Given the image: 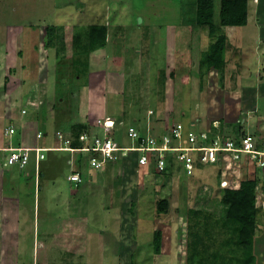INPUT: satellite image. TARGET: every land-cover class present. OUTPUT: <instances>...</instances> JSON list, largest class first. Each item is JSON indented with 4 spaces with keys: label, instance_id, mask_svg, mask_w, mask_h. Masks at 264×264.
<instances>
[{
    "label": "rangeland",
    "instance_id": "1",
    "mask_svg": "<svg viewBox=\"0 0 264 264\" xmlns=\"http://www.w3.org/2000/svg\"><path fill=\"white\" fill-rule=\"evenodd\" d=\"M260 2L264 0H248L246 26H231L220 20L222 0H214L213 33L210 26L182 20H194L195 0H0V125L22 127L31 143L42 132L39 142L64 147L76 139L75 124H82L79 140L90 150L105 138L125 147H139L141 137L160 144L181 123L182 142L196 128L220 145L232 141L240 147L251 135L262 149ZM49 27L56 31L53 46L47 44ZM220 33L226 37L222 68L212 65L208 54ZM109 119L114 126L106 125ZM131 129L135 139L129 136ZM74 149L46 152L41 189L32 181L33 168L27 171L32 179L8 168L21 190L13 193L6 187L9 192L0 203L7 204L12 216L6 223L7 235L14 237L6 240L8 250L16 251L20 242V257L29 253L31 262L34 257L37 262L39 252L41 264H55L53 259L63 264L58 258L67 249L75 255L74 264H187L188 211L218 205L227 159L205 164L195 154L189 171L182 154L171 151L160 171L157 150L136 148L105 159L102 153L94 157ZM239 153L232 187L249 180L256 184L254 251L256 264H264V156ZM138 155H146L148 162L137 163ZM74 173L81 182L70 180ZM200 191L207 195L201 197ZM163 200L168 205L161 212ZM35 224L36 242L45 245L36 248V255Z\"/></svg>",
    "mask_w": 264,
    "mask_h": 264
},
{
    "label": "trees",
    "instance_id": "2",
    "mask_svg": "<svg viewBox=\"0 0 264 264\" xmlns=\"http://www.w3.org/2000/svg\"><path fill=\"white\" fill-rule=\"evenodd\" d=\"M195 2L196 11L194 20L187 18L184 19L183 16L182 20L184 22L186 21V23H194L195 25L203 27L210 26L211 32L214 33L216 30L212 25L215 13L214 0H195ZM188 5L189 3H186L183 7H181L184 15V10ZM258 9L259 12H264V3L260 2ZM220 20L226 25L246 26L248 23V0H222ZM47 30L49 32V41L47 44L53 46L55 41L54 39L56 38V31L54 30V27H49ZM225 40L226 37L224 34L220 33L209 48L208 54L211 64L218 68H222L224 64L223 55L225 52ZM79 62L81 63V61ZM74 63H78V61H74ZM87 65L88 63L85 62L83 70L86 69ZM42 112H44V110H42ZM23 114H26V112ZM10 121L11 119L9 122ZM12 126L15 125L13 124ZM83 127L84 125L82 124H75L74 126L76 139L70 144L73 148L84 147L83 142L79 140V131ZM19 131V128L15 127L14 135L17 136L16 133ZM38 133L42 134L40 139L44 138V134L42 132ZM142 138L143 137L138 140L140 141V144L142 142ZM212 140H209V138L206 139L207 143ZM82 151H89L91 152V156L94 157H99L100 154V152L93 150ZM168 153L169 152H166L165 154ZM157 156L159 158L158 154ZM139 157L140 155L136 157L135 161L137 163L139 161ZM5 161V156L2 155L0 162L5 170H9V167H15V165H5ZM255 186L256 184L252 180L243 181L237 189L223 188L222 197H220L221 199L218 202V205L214 206L213 209H210L207 205L199 208H190L188 211L190 231L187 252L188 255L186 260L187 264H205V262L208 264L257 263L254 251L256 233V208L254 203ZM199 194L203 197L204 195H207V192L200 191ZM167 205V201H161L158 207L159 211L162 212L166 209ZM157 239V250H159L160 237ZM227 249H229V251Z\"/></svg>",
    "mask_w": 264,
    "mask_h": 264
},
{
    "label": "built area",
    "instance_id": "3",
    "mask_svg": "<svg viewBox=\"0 0 264 264\" xmlns=\"http://www.w3.org/2000/svg\"><path fill=\"white\" fill-rule=\"evenodd\" d=\"M23 112L25 113V110H23ZM106 122L109 123L111 121L108 120ZM108 126L112 127L114 126V124ZM0 132L3 138V141L0 143V152L5 153V165H15L17 167H20L21 169H26L29 164L34 162L36 171V184H39L40 165L46 157V151L60 149H70V151L75 150L74 148H71L70 144L64 147H41L26 146L24 144H15L13 142L15 127L12 125L4 126ZM184 134L185 132L183 125L181 123H178L172 128V130L170 131V135L165 136L160 144H155L156 142L154 138L143 137L141 145L139 147H134L135 145L132 147H125L123 145L118 144L114 139L105 138L102 141H99V144H97L96 146H92L90 150L102 153L105 159L107 157L112 158L113 155H115V151H131L136 148L139 149L141 152H153L157 150L160 152V157L157 163V166L160 171L164 170L166 152H180L182 154V160H186L184 163L189 171H191L194 167L193 162L195 154L200 157V161L207 164H215L220 160V157H223V159H227L224 166L226 169L229 170L223 173L224 176L222 180H220V185L222 187H232L233 185L232 181L234 174L232 171V166L234 165V162L239 159V152L264 156V146L262 149H258L251 135H248L243 139V146L237 147L232 141L226 142L225 145H220V143L216 141L217 139H213L212 141L207 143L206 139L209 138L208 133L198 131V129L196 128H192L190 131H188V133H186L187 143H185L187 146H184L182 143V138ZM93 136L94 135H92V137ZM129 136L132 139H135L137 133H135V131L131 129L129 130ZM41 137L42 134L38 133L37 138L40 139ZM6 140L8 142H5ZM93 140H96L95 137ZM172 140L177 141L178 143L172 144ZM79 149L89 150L87 147ZM147 160L148 157H146V155H141L138 163L144 165L146 164V162H148ZM71 179L73 181H81L80 176L76 174L72 175Z\"/></svg>",
    "mask_w": 264,
    "mask_h": 264
},
{
    "label": "crops",
    "instance_id": "4",
    "mask_svg": "<svg viewBox=\"0 0 264 264\" xmlns=\"http://www.w3.org/2000/svg\"><path fill=\"white\" fill-rule=\"evenodd\" d=\"M255 109V108H254ZM2 112L0 111V118H2V114H1ZM7 118H9V117H7ZM0 124H1V119H0ZM3 125H5V124H2V126L0 125V131H1V129L3 128ZM10 125V124H9ZM15 125V124H14ZM34 125H36V123L34 124ZM5 126H8V125H5ZM23 127H24V125H22ZM24 130V129H23ZM23 130H22V127H21V129H20V131L19 132H17L16 133V135H17V137L15 136V138H18V139H16L17 141H18V143L19 144H24V145H26V146H50V145H47V144H43V143H46V142H39V140H37L36 138V136H37V134L35 135V142L34 143H31L30 141H31V139L32 138H30V136H26V137H23ZM0 136H1V132H0ZM27 137H28V139H27ZM5 142H8L7 140L5 141ZM49 153V152H48ZM3 155H5V153H3ZM47 155V154H46ZM43 162V161H42ZM42 164V163H41ZM15 168L17 169V172L19 173V174H22V175H24L25 176V178L27 179L28 177H30L31 179H32V177H31V174H29V173H27V171L29 170V169H34V173L32 174V176L34 177V180L32 179V181L34 182V186H35V188L37 189L38 188V184H36V171H35V165H34V162L33 163H31V164H29V166L26 168V169H21L20 167H17V166H15ZM10 174H11V171H9V170H4L3 169V167H2V165H1V162H0V203H1V201H3L4 200V202H5V200H6V196H5V198H2V194L3 193H5V192H9V191H5V189H6V187H8V186H10V188L11 189H13L11 192H18V191H21V190H19L20 189V186H17V185H15V183H14V181L12 182V180H10V179H13V178H11L10 177ZM45 175V172L41 169V165H40V177H42V176H44ZM8 178V182L7 183H4L3 182V178ZM17 178H18V176H17ZM12 183V184H11ZM21 184H22V182H20ZM11 184V185H10ZM39 184H40V180H39ZM39 187H40V189H41V186L39 185ZM35 188H33V191H34V189ZM39 189V188H38ZM38 191V190H37ZM40 192V191H39ZM30 195V194H29ZM39 195H40V193H39ZM14 196V195H13ZM4 197V196H3ZM30 197H31V195H30ZM7 198H10V199H19V198H12L11 196L10 197H7ZM3 199V200H2ZM8 201V200H7ZM3 203V202H2ZM35 203H36V206H35V209H34V212H33V214H34V217H35V219H37V216H38V213H39V210H40V200H38V198H36L35 199ZM0 209L2 210H0V213L2 214V215H0V217L2 218H0V264H41V261H40V257H39V252H38V259H37V262H36V257H34V261H33V263L31 262V254H27V256L23 259V256L22 257H20L21 256V254H20V252H19V246H20V242H18L17 244H16V251H14V252H10L9 250H8V247H10V246H8V245H6V242L8 243V241H10V240H12V238H14V237H12V236H8V235H10V234H8L7 235V230H6V223L7 222H10L11 223V219H12V216L10 215V213L8 212V210H7V204L6 203H4L3 204V206L2 205H0ZM16 219V218H15ZM19 219V218H18ZM25 222H27V220L25 221ZM13 226H17V224H16V220L13 222ZM25 227V226H24ZM24 227H23V229H24ZM37 231V226H36V224L34 225V244H33V253H34V255H36V248L38 247V251L42 248V246L43 247H45V245H44V242H39L38 241V244H37V242H36V239H35V237H36V232ZM262 236V235H261ZM19 237V236H18ZM6 240H8V241H6ZM18 240L20 241V237L18 238ZM51 242V241H50ZM258 244V243H257ZM262 245H263V247H264V241H262ZM9 251V252H8ZM44 251V250H43ZM48 250L46 249V252H47ZM28 252V251H27ZM64 252L66 253V256L68 257L67 259H66V256L62 253L61 254V256L58 258L59 259V261L60 260H62V262H63V264H74L73 263V261L74 260H72V258H74L75 257V255H73V252H71L70 250H64ZM68 252V253H67ZM51 253H53V252H51ZM46 255H47V253H46ZM53 256V258L55 257V254L54 255H52ZM56 258V257H55ZM57 259V258H56ZM65 260H66V262H65ZM53 262L56 264V262H55V259H53ZM52 262V263H53ZM76 262H78V261H76ZM59 264H62V263H60L59 262ZM86 264H91V263H87L86 262ZM96 264V263H95Z\"/></svg>",
    "mask_w": 264,
    "mask_h": 264
},
{
    "label": "clouds",
    "instance_id": "5",
    "mask_svg": "<svg viewBox=\"0 0 264 264\" xmlns=\"http://www.w3.org/2000/svg\"><path fill=\"white\" fill-rule=\"evenodd\" d=\"M208 134H209V132H207ZM14 138H15V135L13 136ZM185 142H187V140H186V138H184V141L182 142V143H185ZM42 147V146H41ZM44 147H55V146H44ZM71 148H73L72 146H71ZM51 151H59V150H48V151H46V152H51ZM67 151H70V150H67ZM122 151V150H121ZM121 151H115L114 153L116 154V153H118V152H121ZM228 151V150H227ZM46 152H45V154H46ZM240 154V153H239ZM245 154V153H244ZM42 163V162H41ZM75 174V173H74ZM73 174V175H74ZM40 180V179H39ZM70 180H72L71 178H70ZM73 181V180H72ZM82 181V180H81ZM81 181H77V182H81ZM74 182H76V181H74ZM76 182V183H77ZM220 187H222L221 185H220ZM38 188H39V184H38ZM222 188H230V189H232V188H234V187H222Z\"/></svg>",
    "mask_w": 264,
    "mask_h": 264
},
{
    "label": "bare ground",
    "instance_id": "6",
    "mask_svg": "<svg viewBox=\"0 0 264 264\" xmlns=\"http://www.w3.org/2000/svg\"><path fill=\"white\" fill-rule=\"evenodd\" d=\"M111 122L108 123V125H113L114 123L112 122L111 119H109ZM66 150H70V149H66Z\"/></svg>",
    "mask_w": 264,
    "mask_h": 264
}]
</instances>
